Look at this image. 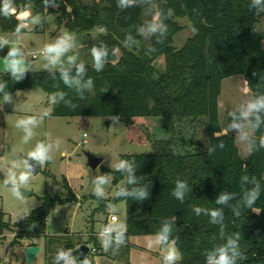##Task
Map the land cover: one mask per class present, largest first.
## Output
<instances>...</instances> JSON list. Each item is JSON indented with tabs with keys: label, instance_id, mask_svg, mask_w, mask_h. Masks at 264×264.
Listing matches in <instances>:
<instances>
[{
	"label": "trees",
	"instance_id": "16d2710c",
	"mask_svg": "<svg viewBox=\"0 0 264 264\" xmlns=\"http://www.w3.org/2000/svg\"><path fill=\"white\" fill-rule=\"evenodd\" d=\"M12 3L18 11L31 8L32 16L39 14L43 23L50 14L56 15L58 28L65 27L76 36L80 58L86 62L85 79L91 77L94 86L91 91L84 89L81 98L75 89L63 84L58 71H27L20 81L2 73L6 92L12 94L35 86L49 96L65 92V99L75 107L63 101L51 103L52 116H117L126 126L141 117L161 121L160 135L152 141L153 151L121 156L134 163L136 183H126L127 173L113 172V185L124 181L128 192L145 188L148 198H98L102 208L119 201L126 203L125 243L117 249L113 239L105 254L115 261L127 260L131 236L155 235L168 221L183 255L178 264H206V252L235 235H239L240 249L246 257L237 264L264 263V148L251 150L243 157L233 133L223 129L219 116V96L225 78L241 75L252 96L264 93V31L258 28L264 13L257 15L250 10L251 0H162L158 12L166 17L168 35L162 44L150 37V45L146 46L136 29L144 25L147 0H136L134 6L125 9L117 6V0H57L58 7L48 8L43 0ZM179 18H188L195 29L180 48L174 45V38L186 26L177 21ZM96 26H105L107 35L94 37ZM17 27L25 31L16 14L0 12L1 31L15 32ZM128 34L136 42L132 47L124 46ZM101 42L109 49V59L104 69L97 72L92 68L89 50ZM7 52L5 47L0 56ZM101 89L107 92L102 93ZM3 94L0 92V97ZM198 125L203 129V141L195 137ZM188 129L192 131L189 137ZM261 135L264 125L256 132L252 129L250 144L255 140L258 146ZM221 141L224 146L217 147ZM209 147H215L212 154ZM245 176L247 180L243 179ZM253 178L261 191L254 205L260 211L258 214L242 202L245 192L253 187ZM177 180L188 185L183 202L172 195ZM63 184L71 189L66 179ZM225 192L233 193L234 199L227 205L216 204V198ZM40 199V206L14 225L0 211V234L10 231L20 239L30 240L41 237L45 264H55L59 250L70 253L76 264H81L73 253L81 244L76 234L67 231L50 235L46 231L52 209L76 200V196L72 193L62 197L46 191ZM194 207L222 209L224 238L220 225L212 224L205 212L197 215ZM234 209L240 214L236 215ZM33 224L35 227H31ZM90 241L96 247L99 245L94 236ZM34 245L37 244L33 240L29 241L28 246Z\"/></svg>",
	"mask_w": 264,
	"mask_h": 264
},
{
	"label": "rangeland",
	"instance_id": "374dc122",
	"mask_svg": "<svg viewBox=\"0 0 264 264\" xmlns=\"http://www.w3.org/2000/svg\"><path fill=\"white\" fill-rule=\"evenodd\" d=\"M148 7L144 15V24L158 13L162 0H147ZM3 0H0V5ZM155 6V7H154ZM20 25L25 31L19 34L13 31H1L0 35H6L12 41L20 44L25 59L28 62L29 71H48L43 68L44 61L40 56V50L45 43L52 42L61 32L67 31L65 27L58 28L55 23V14H50L41 25H31V8L18 11L12 3ZM149 18V20H148ZM177 21L186 27L174 38V45L182 47L189 37L194 35L193 28L188 18H179ZM264 31V18L259 26ZM74 35V34H73ZM75 36V35H74ZM76 37V36H75ZM144 44L150 45V37L144 38ZM79 48V43L77 42ZM0 83H2L0 75ZM12 95V102L4 103L0 97V211L6 215V220L12 225L30 214L32 210L40 206L41 197L46 191L52 195L70 197L72 193L76 200L57 204L51 212L47 222L48 234H62L67 231L73 232L82 241L91 234L99 233L108 224V217L116 214L118 223L126 228V203L119 201L106 208L101 207V202L94 197L92 180L105 174H111L113 178V165L122 159L124 154L147 153L153 151V139L159 137L161 121L159 118L141 117L134 121L131 126H126L119 119H105L100 117H58L50 115L52 109L50 96L39 86L29 89L18 90ZM252 93L241 75H233L225 78L222 82V90L219 96V116L225 131H230L235 137L236 145L240 154L245 157L249 155L250 138L252 128L249 121L238 120L241 124V133L231 130V113L235 111L239 117L238 106H242ZM49 112L44 116V112ZM33 115L37 118V126L33 129L34 136L29 143L22 141L23 132L15 127L16 120L25 116ZM195 137L204 140L203 129L197 126L194 129ZM188 129L187 137L191 135ZM86 134V135H85ZM247 136L248 139L243 137ZM60 140L59 150L56 141ZM53 145V159L40 167L37 173H33L25 190H30V195L18 197L14 195L10 187L4 185L15 161L26 157L38 141ZM102 158L97 168L92 169L88 165L86 152ZM67 180L70 190L64 187ZM125 186L122 181L113 185L112 181L105 186L106 196L114 197L115 191ZM20 189V191H21ZM72 192V193H71ZM110 224V223H109ZM90 239V238H89ZM31 240L37 245H42L41 237H33ZM30 239H20L18 234L5 231L0 234V264H28L26 260V249ZM100 240V239H99ZM155 235H133L130 237V247L127 260L115 261L102 251L97 254L95 260L90 264H162L160 248L155 244ZM92 248L94 243L87 241ZM32 264H45L44 249L39 252Z\"/></svg>",
	"mask_w": 264,
	"mask_h": 264
},
{
	"label": "clouds",
	"instance_id": "9594fccd",
	"mask_svg": "<svg viewBox=\"0 0 264 264\" xmlns=\"http://www.w3.org/2000/svg\"><path fill=\"white\" fill-rule=\"evenodd\" d=\"M43 4L46 8L58 7L57 0H43ZM136 4V0H117V6L120 9H125L132 7ZM155 7V6H154ZM250 10H255V13L259 15L264 13V0H251L249 5ZM14 11L12 7V0H3L2 7H0V12L4 15H8ZM166 17L163 12L153 14L152 18L143 26L136 29L137 33L144 38L156 37V43L162 44L166 39L169 26L165 23ZM31 25H41L43 24V18L37 14L31 16ZM195 31V29H193ZM21 32V27H17L15 33L19 34ZM94 37L96 35H107V28L105 26H96L93 29ZM163 37V39L161 38ZM136 42L131 34L126 35L124 40L125 47H132ZM12 45V46H9ZM8 47L7 55L2 59L4 61L3 71L9 74L16 81L23 79L24 74L29 71V66L27 65L24 52L20 47V44L12 41L6 35H0V50ZM154 49H150L153 51ZM115 50H113L114 52ZM92 68L99 72L105 67V64L109 59V49L101 42L99 45H93L89 50ZM40 56L42 57L44 64L43 68L49 72L58 71L60 80L68 88L75 89V92L83 98L84 89L91 91L94 86V81L91 77L85 79L87 75L86 62L80 58V52L78 51L77 39L76 37L67 31L61 32L52 42L45 43L40 50ZM74 69V74H73ZM256 75V73H253ZM6 84L0 83V92L3 94V101L12 102V95L6 92ZM102 93L107 92L106 89H101ZM66 93L63 91L54 92L50 96V101L53 104L60 103L63 101L69 107H75L71 100H66ZM239 117L236 116L235 111L231 113V130L235 131L236 134L241 133V124L238 120L249 121L251 118V126L254 132L264 125V93L254 94L251 98H248L242 106H238ZM49 112L45 111L44 116H48ZM118 119L117 116L114 120ZM37 126V118L33 115L25 116L16 120L15 127L22 130L23 143L27 144L32 140L34 136L33 129ZM214 135H217L214 133ZM248 139L247 136L243 137ZM60 140L56 141V148L59 150ZM223 142L221 141L217 147H223ZM53 145L45 143L43 140L38 141L34 148L29 151L22 159V161L17 160L13 164V168L18 171L10 170L7 178L4 180V185L10 187L12 193L18 197H23L20 189L24 188L28 184L29 180L33 176L34 166L29 163V160L37 162L40 167L50 162L53 159L52 155ZM264 148V135H261L258 139V146L255 140L251 141L250 150H258ZM215 151V147H209L208 152L212 154ZM99 167L97 168V170ZM113 169L116 172L127 173L126 183L134 184L136 183L134 177V163L127 159H119L114 165ZM243 179L247 180L248 177L245 176ZM112 181L111 174L99 175L92 180L93 183V193L94 195L102 199L106 196L105 186L109 185ZM189 191L188 185L185 181L177 180L175 182V188L172 191V195L180 200L184 201L186 193ZM261 194L259 183L253 178V187L249 188L244 196L242 197V202L245 207L251 208L253 212L260 213V211L254 207L256 201L259 199ZM128 195L134 196L138 200H145L148 198V192L145 188L133 189L132 192H128L123 186H120L114 193L117 198H125ZM234 199L233 193H221L215 200L218 205H227L230 200ZM193 211L200 215L201 212H205L206 215L210 217V222L212 224L220 225V234L224 238V215L222 209H202L201 207H194ZM236 215H239V211L234 209ZM115 219V217H113ZM31 227H35L33 224ZM173 226L168 222L164 221L163 226L155 234V244L160 248V255L162 264H178L179 261L183 259V255L179 248L177 247V238L172 237ZM125 232L126 228L124 225L118 223H110L103 227L99 233V239L101 245L105 251H108L113 239H115L117 249H119L125 243ZM115 233V237H113ZM239 235L228 236L225 242L215 246L213 249L206 252V264H237L238 260L246 259L243 255L240 245H239ZM64 261V264H76V259L70 256V253L63 250H59L56 253L55 264H60V261ZM81 264H90L88 257H85Z\"/></svg>",
	"mask_w": 264,
	"mask_h": 264
},
{
	"label": "water",
	"instance_id": "95a60500",
	"mask_svg": "<svg viewBox=\"0 0 264 264\" xmlns=\"http://www.w3.org/2000/svg\"><path fill=\"white\" fill-rule=\"evenodd\" d=\"M9 46H12V45H9ZM3 57L0 56V73H6L5 71H3V65H4V61L2 59ZM27 62V60H26ZM27 65H28V62H27ZM86 156H87V159H88V165L92 168V169H95L97 168L100 163L102 162V158L98 157V156H95L93 153L91 152H86ZM29 163L32 164L34 166V169H33V173H37L40 169V165L35 162V161H32V160H29ZM21 192L24 194V195H30L31 194V191L30 190H25V189H21ZM42 251V247L40 245H34V246H28L27 249H26V260H27V263L28 264H32L36 255ZM73 253L75 255H77L80 263L81 261H83V259L85 257H87L90 253V246L87 245V244H80L77 248H75L73 250ZM257 264H264V263H257Z\"/></svg>",
	"mask_w": 264,
	"mask_h": 264
},
{
	"label": "crops",
	"instance_id": "0c3cea01",
	"mask_svg": "<svg viewBox=\"0 0 264 264\" xmlns=\"http://www.w3.org/2000/svg\"><path fill=\"white\" fill-rule=\"evenodd\" d=\"M0 75H1V79H2V83H3V80H4V78H3V75H2V73H0ZM220 105V104H219ZM220 107V106H219ZM51 112V111H50ZM73 233V232H72ZM91 236H94V238L98 241V248H99V252L100 251H102L103 253H105L106 251L103 249V247H102V245H101V242H100V240L98 239V237H97V234L96 233H94L93 232V234H91L89 237H86V238H84L82 241H80L81 242V244H87L88 245V240H90L89 238L91 237ZM43 241V240H42ZM92 242V241H91ZM94 243V242H93ZM41 247H42V250H43V243H42V245H40ZM97 253H95V254H92V253H89V255L87 256V257H89V260L90 261H93V259L95 260V255H96Z\"/></svg>",
	"mask_w": 264,
	"mask_h": 264
},
{
	"label": "built area",
	"instance_id": "2783aa9c",
	"mask_svg": "<svg viewBox=\"0 0 264 264\" xmlns=\"http://www.w3.org/2000/svg\"><path fill=\"white\" fill-rule=\"evenodd\" d=\"M86 135V134H85ZM115 217V219L113 218ZM118 221V217L116 214H111L109 217H108V224L109 223H114V222H117ZM107 224V225H108ZM97 252V247L94 245L92 248L90 247V253L92 254H95Z\"/></svg>",
	"mask_w": 264,
	"mask_h": 264
}]
</instances>
